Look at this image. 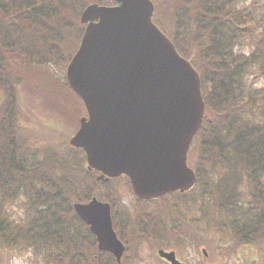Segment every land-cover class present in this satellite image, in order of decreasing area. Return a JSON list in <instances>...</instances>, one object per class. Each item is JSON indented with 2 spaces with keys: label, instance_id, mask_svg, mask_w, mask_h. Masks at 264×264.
Instances as JSON below:
<instances>
[{
  "label": "trees",
  "instance_id": "obj_1",
  "mask_svg": "<svg viewBox=\"0 0 264 264\" xmlns=\"http://www.w3.org/2000/svg\"><path fill=\"white\" fill-rule=\"evenodd\" d=\"M152 2L153 21L201 80L204 115L187 154L195 185L151 201L153 210L136 198L143 205L132 220L114 214L120 263L98 250L73 203L107 197L106 183L81 148L59 145L56 115L67 123L86 112L55 70L78 48L83 9L115 0H0V251L28 250L31 264H133L126 253L147 242L209 248L216 257L203 264H264V0ZM37 76L46 78L53 127L37 125L42 136L23 142L22 94Z\"/></svg>",
  "mask_w": 264,
  "mask_h": 264
},
{
  "label": "water",
  "instance_id": "obj_2",
  "mask_svg": "<svg viewBox=\"0 0 264 264\" xmlns=\"http://www.w3.org/2000/svg\"><path fill=\"white\" fill-rule=\"evenodd\" d=\"M151 0L88 4L84 30L65 69L85 115L69 144L81 148L97 179L126 175L140 200L190 190L194 171L187 154L204 115L201 80L191 63L153 22ZM100 251L120 263L125 246L113 228L108 202L93 196L74 202ZM204 252V251H203ZM170 264L173 251L158 250Z\"/></svg>",
  "mask_w": 264,
  "mask_h": 264
},
{
  "label": "rangeland",
  "instance_id": "obj_3",
  "mask_svg": "<svg viewBox=\"0 0 264 264\" xmlns=\"http://www.w3.org/2000/svg\"><path fill=\"white\" fill-rule=\"evenodd\" d=\"M55 74L58 76L57 80L59 81V83L64 82L65 70L61 72L60 70L56 69ZM45 81L46 78L44 76L43 77L37 76V78L33 79L31 83H27L28 85H25V89L22 94L24 96L23 108H25V110H22L23 111L22 114L23 113L24 114L21 115L22 116L21 121L23 122V124H25V126L20 131L21 138H23L22 140L23 142H26L27 140L25 139L29 137H32V140H35L34 138H37L38 136L39 137L42 136L40 132L38 135H36L37 131L35 129L33 130V128H35L37 125L42 126L43 129L45 128V126L53 127V125L50 122L46 123L47 122L46 120L48 119L49 115L51 116L52 114V110L50 108H47V105H45L48 102L47 100L48 97L50 96V95L48 96L49 94V90L47 89L48 87L44 86ZM58 93H60L62 97L67 99L66 97L69 96L68 93L70 92L61 89L60 91H58ZM52 96L53 95H51V97ZM78 119L79 117L74 121L73 119H70V122L67 121V123H65L63 119L59 120L58 116L56 115V120L58 122L57 124L60 125L59 126L60 133L56 134L58 135L59 145L63 144V147H66L65 141H69L70 137L78 129L79 126ZM30 127H32V129ZM55 127L57 126L55 125L54 128ZM108 186H110V190L114 193L113 195L115 201L114 205H115V209L118 210L117 216L119 218L122 217L124 218V216H128V218L132 220L135 214L137 213V209L139 207H142L141 205H143V203H140V205L138 204V206L136 205L137 207H135L134 205L135 196H133L134 194L132 192V189L130 187L127 178L120 176L117 179H113V181ZM167 198L163 197L162 203L163 201L168 202L169 200ZM150 203L151 205L148 206L150 209L153 210L154 206L152 207V205H154L153 204L154 202H150ZM13 211H14L13 215L16 216L17 218L23 215L22 212L23 210L19 207L13 208ZM112 218L114 219L113 211H112ZM135 248L132 247L131 251L126 253V257H125V259L126 258L128 259V257H133V264H166V262L162 260L164 258L156 255L157 254L156 252L159 249H163L165 251H173L175 253L176 259L182 262L183 264H203L200 263L202 256L207 257L209 256V254L214 255L213 252L209 250V248L208 249L201 248L200 252H197L194 248L189 247V245H187L184 248L177 247L175 249L174 248L164 249L162 247L154 246V244L150 245L147 242H142L138 246H135ZM13 252L14 251L11 252L0 251V264H31L30 261L28 260L29 258H31V253L28 250L23 251L19 254ZM37 264H42V261L39 260Z\"/></svg>",
  "mask_w": 264,
  "mask_h": 264
},
{
  "label": "flooded vegetation",
  "instance_id": "obj_4",
  "mask_svg": "<svg viewBox=\"0 0 264 264\" xmlns=\"http://www.w3.org/2000/svg\"><path fill=\"white\" fill-rule=\"evenodd\" d=\"M99 173L100 172H97L96 173V175H95V177L97 178V176L99 175ZM120 176H122V177H124V178H127L125 175H120ZM120 176H118V177H112V178H109L107 181H104L106 184H105V186H104V192H105V194H104V197L105 196H107V197H105V198H98L99 200H101V201H103V202H108L109 204H110V209H111V215H112V211H113V213L115 214V215H117V213H118V210L117 209H115V205H114V203H115V201H114V197H113V195H114V193L110 190V186H108L112 181H113V179H117V178H119ZM127 180L129 181V179L127 178ZM129 184H130V182H129ZM131 187V186H130ZM133 192V191H132ZM134 194V193H133ZM133 196H135V195H133ZM164 196V195H163ZM162 197V196H161ZM161 197H159V198H161ZM137 197L135 196V198H134V205H135V207H137L138 206V204L140 205V202H138V200L136 199ZM156 199H158V198H156ZM156 199H152V200H143V201H149V202H151V201H153V200H156ZM111 202H112V204H111ZM137 205V206H136ZM137 209V208H136ZM112 220H113V218H112ZM116 233H117V231H116ZM118 235V234H117ZM119 237V236H118ZM120 239V238H119ZM121 240V239H120ZM122 241V240H121ZM158 251V250H157ZM164 262H166V264H169V262H167L165 259H162Z\"/></svg>",
  "mask_w": 264,
  "mask_h": 264
}]
</instances>
